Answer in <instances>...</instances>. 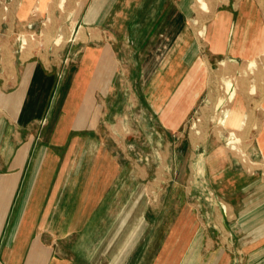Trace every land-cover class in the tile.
<instances>
[{
	"label": "rangeland",
	"instance_id": "374dc122",
	"mask_svg": "<svg viewBox=\"0 0 264 264\" xmlns=\"http://www.w3.org/2000/svg\"><path fill=\"white\" fill-rule=\"evenodd\" d=\"M12 1L0 0V44L10 47L16 73L22 58L43 59L54 77L43 115L29 121L35 140L52 141L53 132L46 131L60 122L53 111L66 103L61 93L71 66L80 65L91 48L111 51L112 90L106 105V94H95V129L85 124L65 140L91 135L127 168L89 229L72 236L62 230L59 259L63 264H182L188 244L202 233L204 244L194 262L210 264V255L231 238L238 189L248 188L250 178L263 173L255 140L261 100L254 81L264 79V52L257 60L223 61L208 54L206 45L205 29L215 11L235 0H204L208 11L197 0H106L104 17L93 23H84V17L89 11L97 16L103 0H65L61 7V0H48L49 7L40 8L44 16L34 20L35 13L21 24L3 14ZM253 1L264 24V0ZM242 18L234 16L236 24ZM241 23L238 44L254 37L244 34ZM235 41L232 36L229 46ZM206 54L209 58H203ZM200 64L187 93L190 113L170 132L160 120L163 111ZM67 81L68 90L70 77ZM202 156L204 171L196 175L193 166ZM64 158L58 171H64ZM141 222L136 236L135 224ZM121 226H131L122 236L131 230L132 240L129 235L121 242Z\"/></svg>",
	"mask_w": 264,
	"mask_h": 264
},
{
	"label": "crops",
	"instance_id": "0c3cea01",
	"mask_svg": "<svg viewBox=\"0 0 264 264\" xmlns=\"http://www.w3.org/2000/svg\"><path fill=\"white\" fill-rule=\"evenodd\" d=\"M103 1L98 3L97 16L89 11L84 23L99 22L104 17L106 0ZM231 3L217 9L206 26L208 54L223 61L226 58L232 62L238 58L244 62L257 60L260 52H264V24L259 21L263 16L257 13L252 0H235L229 8ZM41 7H49V1L13 0L9 11L3 14L12 23L21 24L33 20L35 13L34 20L44 16ZM234 16H242L244 34L254 36L243 44L237 43L242 23L239 19L236 24ZM252 16H257L258 21ZM232 36H236V41L229 46ZM9 48L6 43L0 44V260L5 264H63L58 257L62 230L66 229L72 236L89 229L127 168L123 170L121 159L91 135L87 139L77 135L71 141L65 140L68 134L84 129L85 124L89 131L95 129L92 117L99 112L95 107V94H106V105L112 90L111 51L106 47L91 48L80 65L71 66L66 88L63 86L61 93L66 103L61 110L56 107L53 111V116L61 119L55 127L48 125L46 132H53V137L51 143H46L35 140L29 121L44 113L48 96L53 92L52 71L43 59L20 58L16 73ZM208 54L203 58H209ZM200 65L194 67L196 71L186 79L183 91L171 98L163 111L160 120L170 132H175L190 113L193 103L187 93L199 69L202 70L203 65ZM242 79L250 83L247 77ZM254 83L261 100V108L256 112L261 118L260 129L255 140L262 156L263 173L250 178L253 181L248 188L238 189L237 201L232 204L231 238L210 255L213 256L210 264H264V79L257 78ZM247 99L250 100L249 95ZM61 156L67 160L63 164L64 171H58ZM124 228L128 226L121 229V242L133 234L125 230L122 236ZM135 228L138 236L143 222L139 227L136 223ZM190 242V253L182 264H196L199 247L204 244L202 233ZM127 248L126 245L125 251Z\"/></svg>",
	"mask_w": 264,
	"mask_h": 264
},
{
	"label": "bare ground",
	"instance_id": "6f19581e",
	"mask_svg": "<svg viewBox=\"0 0 264 264\" xmlns=\"http://www.w3.org/2000/svg\"><path fill=\"white\" fill-rule=\"evenodd\" d=\"M65 0H61V2L59 3V6L61 7L62 5H63V2H64ZM198 1V3L199 4H201V7L200 8H202V9H205V10H207L208 11V5H206V3L204 2V0H197ZM200 6V5H199ZM74 27V26H73ZM200 35H202V36H204V30H200ZM58 42H59V40H58ZM231 60V59H230ZM253 64V61L252 62H250V65H252ZM222 65V64H221ZM228 87H229V85H228ZM232 139H234V138H232ZM204 160H203V156L202 157H200V160L193 166V169H194V173L196 174V175H198V174H201L203 171H204V168H203V165H204V162H203ZM65 175V174H64Z\"/></svg>",
	"mask_w": 264,
	"mask_h": 264
}]
</instances>
